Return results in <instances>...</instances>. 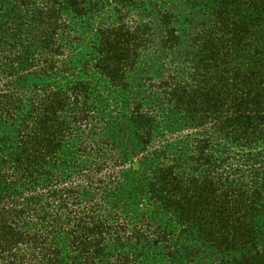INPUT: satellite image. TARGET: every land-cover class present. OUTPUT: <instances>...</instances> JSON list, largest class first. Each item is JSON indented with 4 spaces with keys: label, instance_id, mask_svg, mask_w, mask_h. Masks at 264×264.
Here are the masks:
<instances>
[{
    "label": "trees",
    "instance_id": "obj_1",
    "mask_svg": "<svg viewBox=\"0 0 264 264\" xmlns=\"http://www.w3.org/2000/svg\"><path fill=\"white\" fill-rule=\"evenodd\" d=\"M0 264H264V0H0Z\"/></svg>",
    "mask_w": 264,
    "mask_h": 264
},
{
    "label": "rangeland",
    "instance_id": "obj_2",
    "mask_svg": "<svg viewBox=\"0 0 264 264\" xmlns=\"http://www.w3.org/2000/svg\"><path fill=\"white\" fill-rule=\"evenodd\" d=\"M119 143L122 145V147L127 146V144H125V139L124 138L123 139L121 138ZM129 159H131V157H129Z\"/></svg>",
    "mask_w": 264,
    "mask_h": 264
}]
</instances>
